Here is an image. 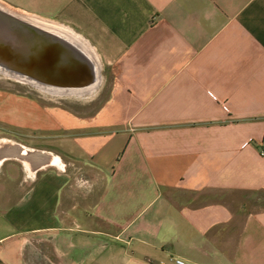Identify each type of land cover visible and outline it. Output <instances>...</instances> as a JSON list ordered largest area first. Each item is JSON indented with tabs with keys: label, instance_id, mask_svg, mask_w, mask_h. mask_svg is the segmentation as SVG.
I'll return each mask as SVG.
<instances>
[{
	"label": "crops",
	"instance_id": "crops-1",
	"mask_svg": "<svg viewBox=\"0 0 264 264\" xmlns=\"http://www.w3.org/2000/svg\"><path fill=\"white\" fill-rule=\"evenodd\" d=\"M0 2L79 35L108 89L81 116L2 78L0 264H264V0Z\"/></svg>",
	"mask_w": 264,
	"mask_h": 264
},
{
	"label": "water",
	"instance_id": "water-1",
	"mask_svg": "<svg viewBox=\"0 0 264 264\" xmlns=\"http://www.w3.org/2000/svg\"><path fill=\"white\" fill-rule=\"evenodd\" d=\"M62 27L0 2V77L55 97L98 91L102 67L96 54Z\"/></svg>",
	"mask_w": 264,
	"mask_h": 264
},
{
	"label": "rangeland",
	"instance_id": "rangeland-1",
	"mask_svg": "<svg viewBox=\"0 0 264 264\" xmlns=\"http://www.w3.org/2000/svg\"><path fill=\"white\" fill-rule=\"evenodd\" d=\"M11 89L16 93H26L28 91V95L31 98H36L41 104L45 107H62L66 110L76 112L77 114L83 116L93 114L101 104V102L107 97V88L99 89L96 95H93L90 99L82 100L78 97L75 98H66V97H53V96H44L40 94V92L36 91L33 88H29L25 85H21L19 83L11 82ZM6 82L0 78V89L8 88ZM14 133L18 134L19 129H13ZM20 138L19 136L17 139Z\"/></svg>",
	"mask_w": 264,
	"mask_h": 264
},
{
	"label": "built area",
	"instance_id": "built-area-1",
	"mask_svg": "<svg viewBox=\"0 0 264 264\" xmlns=\"http://www.w3.org/2000/svg\"><path fill=\"white\" fill-rule=\"evenodd\" d=\"M252 143V141H248L245 146H248ZM259 152L260 155L264 157V144L262 146L259 147ZM148 263L149 264H186L185 260L175 257V256H171L168 257L167 259H162L159 261L153 260V259H148Z\"/></svg>",
	"mask_w": 264,
	"mask_h": 264
},
{
	"label": "bare ground",
	"instance_id": "bare-ground-1",
	"mask_svg": "<svg viewBox=\"0 0 264 264\" xmlns=\"http://www.w3.org/2000/svg\"><path fill=\"white\" fill-rule=\"evenodd\" d=\"M36 18V17H35ZM38 19H40V18H38ZM41 20H44V19H41ZM44 21H46V22H48V23H52V24H54V25H57V26H59V27H62L61 25H59V24H57V23H54V22H51V21H48V20H44ZM62 28H65V30H67V31H69L71 34H73V35H75L77 38H78V40H81V37H79V35H77L76 33H74L73 31H71L70 29H68V28H66V27H62ZM83 96H85V95H83ZM0 149H1V152H2V150L3 151H5V150H9V149H11L10 148V146H1L0 147ZM13 152H14V154L15 155H18L19 157L20 156H23L22 155V152L20 151V150H15V149H13Z\"/></svg>",
	"mask_w": 264,
	"mask_h": 264
}]
</instances>
